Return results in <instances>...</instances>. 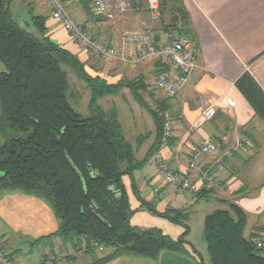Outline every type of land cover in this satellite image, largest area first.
<instances>
[{
	"label": "trees",
	"instance_id": "1",
	"mask_svg": "<svg viewBox=\"0 0 264 264\" xmlns=\"http://www.w3.org/2000/svg\"><path fill=\"white\" fill-rule=\"evenodd\" d=\"M82 1L90 11L89 0ZM12 2L0 0V190L35 195L52 207L59 228L38 240L59 237L74 250L85 247L90 252L103 246L106 252L89 264H106L124 254L156 259L163 250L188 253L190 212L173 207L158 210L142 198L134 178L135 171L146 165L164 140L169 97L163 94L153 108L143 96L149 87L143 78L109 82L89 73L78 55L48 35L46 17L32 18L38 31L34 34L15 19ZM160 5L157 19L161 29L195 41L184 0H160ZM63 65L71 66L91 90L90 115H81L68 101L69 82ZM240 85L264 109V93L248 74L242 75ZM124 87L155 124V141L143 159L136 156V148L126 138L117 111H104L98 104L103 96L118 94ZM147 135L138 136L137 148ZM125 176L131 178L142 208L184 228L179 237L158 227L132 224L134 210ZM245 192L241 188L236 194ZM196 197L206 195L202 190ZM224 201L226 208L213 210L204 220L208 264H264V249L258 247L264 225L246 235L248 214L235 201ZM194 253L200 264H206L198 250Z\"/></svg>",
	"mask_w": 264,
	"mask_h": 264
},
{
	"label": "crops",
	"instance_id": "2",
	"mask_svg": "<svg viewBox=\"0 0 264 264\" xmlns=\"http://www.w3.org/2000/svg\"><path fill=\"white\" fill-rule=\"evenodd\" d=\"M67 1L77 23L86 27L96 38L112 45H119L122 37L132 31H150L154 38L157 36L158 42L164 41L168 35L149 11L147 0H128L131 9L116 14L113 19L93 17L82 0ZM20 3H16L15 7L23 8L28 19L46 17L48 35L78 55L87 65H92L99 71L98 74H109L112 79L103 75L109 82H117L126 75L130 77L128 79L141 77L149 85L143 93L147 102L149 99L156 104L155 99L165 97L156 88L155 82L161 67L174 72L169 60L151 58L131 65L117 58L100 67L92 62L94 56L80 47L61 22L52 16L46 0H20ZM184 3L191 17L197 43L196 68L180 91L167 99L175 120L174 136L169 140L164 139L159 151L175 174H189L200 183L203 182L202 177L212 174L218 183L211 187L203 184L196 192L171 191L158 177L157 165L150 159L143 168L135 171L136 186L142 198L152 202L158 210L186 208L190 212L188 224L191 232L194 220L197 223L203 221L204 230L207 214L218 208H226L224 200L235 201L248 214L245 230L248 235L255 226L264 225V184L256 186L255 181L241 173L250 163L263 160L264 109L240 85V78L248 74L264 93V0H184ZM12 12L14 15L15 11ZM2 66L0 62V70ZM150 90L157 97H153ZM212 103L217 105V115L213 120L205 121L202 111ZM148 131L147 138L151 146L156 138V129ZM242 136L249 140L248 152H241L236 147ZM206 138L219 140L220 149L213 154L203 155L196 168L189 170L190 153ZM142 145L139 148L136 146L139 159H143L150 148L141 155ZM124 183L134 210L132 224L158 227L174 238L182 234V226L141 207L129 176L124 177ZM241 188L246 190L245 194H236ZM202 190L206 197H196ZM59 225L54 210L44 199L21 191L0 190V242L19 264H46L49 253L67 248L68 245L59 237H53V242L42 249L39 261H26L25 253L18 244L8 248V234L21 231L38 239L56 232ZM191 234L188 236L190 245L186 246L188 253L163 250L156 259L124 254L106 264H200L194 253L196 246L191 241ZM31 248L33 250L35 245ZM200 248L203 261L208 264L210 256L207 243L201 244ZM101 255L97 250L90 252L82 247L75 249L68 259L58 260L55 264H89Z\"/></svg>",
	"mask_w": 264,
	"mask_h": 264
},
{
	"label": "built area",
	"instance_id": "3",
	"mask_svg": "<svg viewBox=\"0 0 264 264\" xmlns=\"http://www.w3.org/2000/svg\"><path fill=\"white\" fill-rule=\"evenodd\" d=\"M49 4L52 16L59 20L67 29L70 36L88 53L103 59L119 58L131 65H137L151 58L169 60L174 67V72L161 71L156 79L155 86L166 97L173 98L180 89L189 81L196 68L195 54L197 43L185 35L174 36L168 34L162 42L155 40L150 31H132L122 37L119 45H112L96 38L86 27L76 22L69 2L67 0H46ZM89 9L93 17L113 19L118 13H125L131 9L128 0H89ZM160 0H147V7L154 18L160 15ZM231 104L233 102L230 101ZM217 105L212 103L202 111L205 121L213 120L217 115ZM174 115L171 110L164 113L163 133L164 139L169 140L174 136ZM221 147V142L216 139L206 138L190 153L189 170H194L200 158L205 154L215 153ZM241 152L250 150L249 140L242 136L237 144ZM156 163L157 171L162 181L171 191L188 193L200 190L204 184L211 187L218 180L212 174L202 177L203 182L194 179L191 175H177L170 168L167 160L160 151L151 156ZM98 246L99 251H104L103 246ZM258 247L264 249V237L258 242ZM74 254L72 247L61 249L48 254L46 264H55L58 260H66ZM0 264H19L14 256L3 248L0 242Z\"/></svg>",
	"mask_w": 264,
	"mask_h": 264
},
{
	"label": "rangeland",
	"instance_id": "4",
	"mask_svg": "<svg viewBox=\"0 0 264 264\" xmlns=\"http://www.w3.org/2000/svg\"><path fill=\"white\" fill-rule=\"evenodd\" d=\"M16 3L17 5H21L20 0H13L12 2L11 9L15 11L14 12L15 19L24 28L28 29L34 34H38L37 28L32 24V18L31 20L30 18L28 19L25 11L22 10L23 8L17 9L15 7ZM92 56H94L92 59V62H96L95 64H98L100 67L102 66V64L107 65L111 63L110 62L111 60L112 61L115 59L117 60V58L103 59L99 56H95V55H92ZM63 67L67 72V77H68V82H69V87L66 91L68 101L70 102L72 107L81 115L83 116L90 115L91 111H90L89 104H90L91 96H92L91 90L87 87L85 81L78 77L77 72L71 66L63 65ZM85 67H86V70L93 75H96V73L98 74L99 72L95 70V68L92 65L86 64ZM2 70H3V66L0 71ZM93 71L95 73H93ZM101 74H102V77L107 76L108 78L112 79V77H110L109 74H105L104 72ZM124 78L128 79L130 77L126 75L124 76ZM150 91L153 92V97H157L153 90H150ZM147 100L149 102L148 104L151 107L153 108L156 107V104L152 103L149 99ZM98 104L104 111H110L111 109H115L117 111L119 121L122 125L124 134L126 138L128 139V141H130L135 148L137 146L138 136H140L141 134H146L147 132H149L148 130L150 129L155 130V124L153 123V120L150 114L145 108L141 106V104H139V102L134 98L131 90L127 87H124L122 91L118 94H110V95L103 96L101 99L98 100ZM0 114H1V108H0ZM1 139L3 141L2 137ZM149 146H150L149 138H145L144 143L141 148V155H144L145 151L148 149ZM210 154H213V153H210ZM261 157L263 158L262 162L257 160L256 162H259V163H254V162L250 163L241 173L242 176L244 177L249 176L250 179L255 181V184H257L256 186L264 184V152H262ZM189 161H190V158H189ZM260 166L262 167L261 169H259ZM158 177L160 178L159 173H158ZM193 224L194 226L192 228V232L190 228V233H192L190 238H191L192 243L196 246V249L199 252H201L199 250L201 249L200 246L201 244L205 245V242H206L205 239L203 238V225H202L203 221L197 223V220H194ZM190 233L188 234V236L190 235ZM188 236H187V240H188ZM6 237L9 238L8 248H10L12 244H18L21 247V250L25 253L23 255L26 256L25 258L26 261L27 260L39 261V259H41L42 257L41 255L42 249L47 244H51L53 242L52 238H45L43 240H38L39 238L33 239V236L31 234H25L21 231H18L15 234L14 233L8 234ZM34 245H35V248L32 250L31 247ZM104 252H106V249L102 252L99 251V253L101 254H103ZM124 264H127V263H124Z\"/></svg>",
	"mask_w": 264,
	"mask_h": 264
}]
</instances>
